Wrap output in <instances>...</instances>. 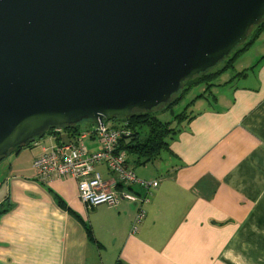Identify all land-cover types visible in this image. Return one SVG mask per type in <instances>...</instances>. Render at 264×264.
I'll return each instance as SVG.
<instances>
[{"label":"crops","instance_id":"crops-1","mask_svg":"<svg viewBox=\"0 0 264 264\" xmlns=\"http://www.w3.org/2000/svg\"><path fill=\"white\" fill-rule=\"evenodd\" d=\"M261 38L264 28L237 57L233 75L210 97L194 101L190 117L175 125L169 149L145 164L126 154L138 178L160 179L135 233V201L120 198L117 205L87 209L76 179L40 180L24 147L13 161L2 159L0 264H264ZM94 128L78 126L74 139L62 130L49 133L34 146L73 141ZM83 143L90 152L101 149L94 135ZM96 171L117 186L105 164Z\"/></svg>","mask_w":264,"mask_h":264},{"label":"water","instance_id":"water-1","mask_svg":"<svg viewBox=\"0 0 264 264\" xmlns=\"http://www.w3.org/2000/svg\"><path fill=\"white\" fill-rule=\"evenodd\" d=\"M264 20V0H0V159L172 102Z\"/></svg>","mask_w":264,"mask_h":264},{"label":"built area","instance_id":"built-area-1","mask_svg":"<svg viewBox=\"0 0 264 264\" xmlns=\"http://www.w3.org/2000/svg\"><path fill=\"white\" fill-rule=\"evenodd\" d=\"M131 134L125 124L109 126L105 123L92 131H85L76 140L46 147L33 163L37 177L43 181L66 177L76 179L79 198L87 209L101 204L117 205L120 198L135 201L138 205L132 223V232L135 233L145 219V205L150 202L160 179L142 180L126 162L125 153L119 149V140ZM88 135H94L100 142V150L88 151L83 143ZM100 163L106 165L109 173L116 175L113 181L117 183L116 187H111L96 171V165ZM136 185L142 191L135 190L133 186Z\"/></svg>","mask_w":264,"mask_h":264},{"label":"trees","instance_id":"trees-1","mask_svg":"<svg viewBox=\"0 0 264 264\" xmlns=\"http://www.w3.org/2000/svg\"><path fill=\"white\" fill-rule=\"evenodd\" d=\"M263 28L264 20L252 29L248 39L243 44L239 45L225 61L221 62L214 69L200 73L194 76L192 79L186 80L184 88L176 95H174L172 102L161 108L163 110H167L172 105L180 102L186 92H188L194 85L206 83L209 84V86H215V84L213 83L214 79L217 76H220L226 70L233 67V64L235 63L240 53L248 49V47L259 36ZM210 89H213V87H210L207 90L210 91ZM211 92L212 91H210V93ZM202 95L203 94L196 96V98L190 104L192 105L194 101ZM189 108L190 106H188L182 114L178 115V118L176 119L177 125L183 120L190 117V113H187V110ZM111 120L114 121V123H117V125L120 123L125 124L132 131V134L129 137H123L119 140V149L125 153L127 163L128 160L126 154H133L135 157L134 162L138 164H145L149 161H153L156 157L159 156L162 150L169 149L170 141L179 131L176 126H172V122H163L161 119H159L158 116L144 110H134L129 117H111L109 119H106L105 123L107 124V122ZM81 123L75 124L73 126H64L62 131L66 132L68 136H70L71 138L73 137L72 139H74L76 137V134L79 132L78 126H80ZM90 124L92 125V123ZM58 132L61 131H57L56 129L52 128L47 133ZM2 159L3 158H1L0 161Z\"/></svg>","mask_w":264,"mask_h":264},{"label":"rangeland","instance_id":"rangeland-1","mask_svg":"<svg viewBox=\"0 0 264 264\" xmlns=\"http://www.w3.org/2000/svg\"><path fill=\"white\" fill-rule=\"evenodd\" d=\"M257 43L263 47V45H264L263 38H261L260 41H258ZM258 44H256L255 47L253 46L250 52L258 50ZM248 54L249 53L241 55L240 57H243L242 59H246ZM239 61H241V60H239ZM239 61H238V65H239ZM237 68H238L237 65L234 63L232 68L226 70L220 76H217L213 81V83L215 84L214 87L209 86V84H206V83L194 85L188 92H186V94L183 96V98L180 100V102L172 105L167 110H163L162 108H157V109H154L153 111H151V113L158 116L159 119H161L163 122L169 121V122H172V126H175L177 124L176 119L178 118V115L182 114L187 109L188 106H190V108L187 110V113H191L192 105L190 103L196 98V96H198L199 94H203L205 97H210L211 96L210 91L211 90L214 91V89L223 85L229 79L230 75L231 74L233 75L234 70H237ZM210 87H213V89H210V91L207 90ZM85 123H86V121H83L81 123V126L84 127ZM48 134L49 133H46L40 139L44 140V138H46V137L49 138V136H47ZM40 139H38V140H40ZM34 142H32L28 146L24 147L25 148L24 150L30 151L26 157H27V159L29 157H31L33 163H34V160L43 152L42 146L50 144V142L48 140H46V141L42 142L41 146H34ZM47 147L49 148L50 145ZM15 154H16V151H12L7 156H5L3 159H6L7 163H9V161H13L15 159ZM21 160H22V163H26L25 156H22ZM109 174H111V173H109Z\"/></svg>","mask_w":264,"mask_h":264}]
</instances>
